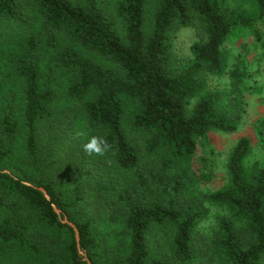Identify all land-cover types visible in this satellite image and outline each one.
<instances>
[{
	"label": "trees",
	"instance_id": "obj_1",
	"mask_svg": "<svg viewBox=\"0 0 264 264\" xmlns=\"http://www.w3.org/2000/svg\"><path fill=\"white\" fill-rule=\"evenodd\" d=\"M251 1L257 8L254 16L228 12L223 0H159L148 32L146 0H121L117 7L126 21L123 37L99 0H0V22L5 23V31L0 33L2 44L17 42L22 48L13 53L12 59L14 71L24 81L29 162L35 165L40 159L39 124L53 118L57 95L51 72L44 83L41 81L37 52L43 44L57 49L58 65L72 73L68 96L82 100L93 95L84 103L85 117L90 127L107 138L119 167L133 169L140 161L139 149L129 140L124 125L125 97H130L140 104L131 123L135 131L148 136L147 151L164 149L171 161L198 153L199 169L208 175L212 162L208 132L217 129L234 133L239 126L236 119L218 108L215 93L202 94L201 76L205 71L223 72V45L237 28L251 29L264 47V0ZM195 17L202 21L207 38L191 46L192 62L171 74L167 62L175 30L188 26ZM61 36L112 61L122 73L73 46L61 47ZM196 96L199 99L189 112L188 102ZM19 130L18 122L4 107L0 115V264H89L80 250L93 264H104L100 257L105 252L113 253L109 264H168L160 259L150 261L147 241L152 224L167 223L176 225V262L189 264L195 260L193 228L201 212L182 211L174 203L159 201L123 203L128 243L119 254L105 249L94 219L74 214L82 197L79 184L73 186V196L68 198L53 181L28 183L2 170L14 153ZM251 150L249 138L239 137L227 164L231 185L211 195L216 203L227 205L233 215L218 227L220 254L232 264H262L264 258V167H257L251 175L246 172L244 163ZM39 187L46 189L49 198ZM54 205L76 224L80 247L73 227L61 220ZM242 224L247 232L245 239L238 231Z\"/></svg>",
	"mask_w": 264,
	"mask_h": 264
},
{
	"label": "rangeland",
	"instance_id": "obj_2",
	"mask_svg": "<svg viewBox=\"0 0 264 264\" xmlns=\"http://www.w3.org/2000/svg\"><path fill=\"white\" fill-rule=\"evenodd\" d=\"M119 1L99 0V3L124 37L126 21L118 13ZM223 1L228 12L251 16L257 14L256 5L251 0ZM158 6L159 0H146L145 27L148 32ZM4 27L5 23L1 21L0 33L5 31ZM206 38V29L197 17L188 26L177 27L167 62L169 72L177 74L184 70L193 60L191 46ZM3 39L0 37V115L4 107L10 110L20 130L14 141V153L3 164L2 170L28 183L53 181L62 195L68 198L73 196V186L79 184L82 197L74 207V214L82 219H94L95 231L105 243L104 248L115 254H119L124 244L127 245L130 237L123 226V203L129 200L146 203L159 201L174 203L182 211H200L201 217L193 228L192 238L196 258L189 264H232L220 254L218 227L222 220L230 219L233 215L227 205L216 203L211 195L231 185L227 164L239 137L246 136L251 143V153L244 163L246 172L251 175L257 167H264V47L251 29L237 28L226 39L223 45L226 64L222 73L205 71L201 76L204 84L202 94L215 93L218 108L236 119L239 126L234 133L217 129L208 132L209 157L212 161L208 175L199 169L198 153L190 158L171 161L169 152L164 149L156 153L148 152V136L135 131L131 123L140 104L130 97H125L124 125L129 140L139 149L138 165L129 170L119 167L112 149L103 156L87 155L83 151V143L92 135H100L90 127L85 117L84 103L93 95L82 100L68 96L72 73L58 65V50L43 44L37 52L41 81L44 83L48 72H51L57 95L52 105L53 118L39 124L40 159L35 165L30 163L25 148L24 81L14 71L12 59L13 53L22 51V48L17 42L2 44ZM59 43L61 47L73 46L102 65L122 73V69L112 61L78 43L70 42L64 36L60 37ZM198 99L199 96H196L188 102L189 112H192ZM2 145L0 139V147ZM244 226L238 225V231L245 239L247 232ZM175 228L174 223L151 225L147 233L150 261L160 259L168 264H179L173 257ZM105 253L100 259L104 264H109L108 259L113 253Z\"/></svg>",
	"mask_w": 264,
	"mask_h": 264
},
{
	"label": "clouds",
	"instance_id": "obj_3",
	"mask_svg": "<svg viewBox=\"0 0 264 264\" xmlns=\"http://www.w3.org/2000/svg\"><path fill=\"white\" fill-rule=\"evenodd\" d=\"M82 148L87 155L103 156L111 150V144L104 136L92 135L83 143Z\"/></svg>",
	"mask_w": 264,
	"mask_h": 264
},
{
	"label": "water",
	"instance_id": "obj_4",
	"mask_svg": "<svg viewBox=\"0 0 264 264\" xmlns=\"http://www.w3.org/2000/svg\"><path fill=\"white\" fill-rule=\"evenodd\" d=\"M39 188H40V189L44 192V194L49 198V195H48L46 189H45L44 187H39ZM54 208H55L56 212L60 214V216H61V220H62L64 223H68L70 226L73 227V229H74L73 231H75V235H76V239H77V242H78V246L80 247V235H79V231H78V228H77L76 224H75L73 221H71V220L68 218L67 215H65V214L63 215V214H62V211H61L56 205H54ZM80 252L85 256V259L88 261L89 264H93L92 261L90 260V258L87 256V254H86L85 252H83L82 250H80Z\"/></svg>",
	"mask_w": 264,
	"mask_h": 264
}]
</instances>
